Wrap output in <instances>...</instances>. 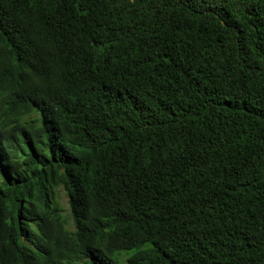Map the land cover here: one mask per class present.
Here are the masks:
<instances>
[{
	"label": "trees",
	"instance_id": "16d2710c",
	"mask_svg": "<svg viewBox=\"0 0 264 264\" xmlns=\"http://www.w3.org/2000/svg\"><path fill=\"white\" fill-rule=\"evenodd\" d=\"M0 264H264V0H0Z\"/></svg>",
	"mask_w": 264,
	"mask_h": 264
},
{
	"label": "rangeland",
	"instance_id": "374dc122",
	"mask_svg": "<svg viewBox=\"0 0 264 264\" xmlns=\"http://www.w3.org/2000/svg\"><path fill=\"white\" fill-rule=\"evenodd\" d=\"M60 195H61V199H60V201H61V204L64 206V207H66L67 206V199H66V196H65V194H64V192H60Z\"/></svg>",
	"mask_w": 264,
	"mask_h": 264
}]
</instances>
